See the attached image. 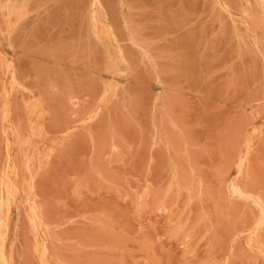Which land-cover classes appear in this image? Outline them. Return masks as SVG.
Masks as SVG:
<instances>
[{
    "label": "rangeland",
    "instance_id": "1",
    "mask_svg": "<svg viewBox=\"0 0 264 264\" xmlns=\"http://www.w3.org/2000/svg\"><path fill=\"white\" fill-rule=\"evenodd\" d=\"M0 264H264V0H0Z\"/></svg>",
    "mask_w": 264,
    "mask_h": 264
}]
</instances>
